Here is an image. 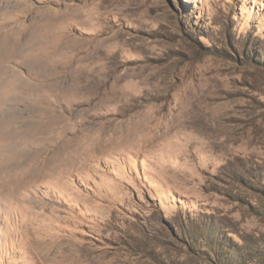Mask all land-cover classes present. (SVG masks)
<instances>
[{"label":"rangeland","instance_id":"rangeland-1","mask_svg":"<svg viewBox=\"0 0 264 264\" xmlns=\"http://www.w3.org/2000/svg\"><path fill=\"white\" fill-rule=\"evenodd\" d=\"M1 84L0 264H264V0H0Z\"/></svg>","mask_w":264,"mask_h":264},{"label":"bare ground","instance_id":"bare-ground-1","mask_svg":"<svg viewBox=\"0 0 264 264\" xmlns=\"http://www.w3.org/2000/svg\"><path fill=\"white\" fill-rule=\"evenodd\" d=\"M0 91H7V86H3L2 84L0 85ZM0 96H2V95H0ZM2 97H6V96H2ZM12 96H8L7 98H5V99H2V98H0V102L2 101V108H3V104H4V102H11V101H14L17 97L16 96H14L13 98H11ZM9 104V103H8ZM5 106H7V105H5ZM1 108V109H2ZM6 109V108H5ZM33 124H37V121H34L33 122ZM3 127V125L1 124V122H0V128H2ZM0 135H2V140H0V146H1V148H6L7 146H9V143L11 142V143H13V140H14V138H13V136H11L9 133H7V132H3L2 134H0ZM35 144V143H34ZM14 151H16V150H13V152ZM16 155H17V157H16ZM21 156V155H20ZM24 156V155H23ZM15 161H13V166L10 168V169H8V166H7V162H5L6 160H4L3 161V163H1L2 164V167L4 168L3 169V174H2V176H6V178H8V176L7 175H9V174H12V173H18V174H21L22 175V173L19 171V170H17L16 168V164H18L19 166H23L24 164H21V162H20V160H19V154L17 153H15ZM24 158V157H23ZM0 164V165H1ZM1 168V167H0ZM6 170H8V171H6ZM12 182V181H11Z\"/></svg>","mask_w":264,"mask_h":264}]
</instances>
